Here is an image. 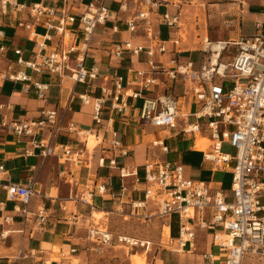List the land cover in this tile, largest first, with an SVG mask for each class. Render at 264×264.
Returning <instances> with one entry per match:
<instances>
[{"label":"built area","instance_id":"2783aa9c","mask_svg":"<svg viewBox=\"0 0 264 264\" xmlns=\"http://www.w3.org/2000/svg\"><path fill=\"white\" fill-rule=\"evenodd\" d=\"M47 0H37L26 3L19 0H0L1 17L17 15L15 27L25 29L27 37L37 48L30 58H25L21 48L11 49L15 55L14 61L8 62L7 68L0 74V79L28 82L43 97V90L47 84L32 80L23 69H16L13 65L22 66L36 73L48 72L59 78L68 77L74 83L91 85L94 80L101 79L98 86L99 95L91 96L84 92L77 95L82 104H92V120L95 126L108 127L113 122L112 114L126 115L129 106L128 98L142 99L138 113L139 120L166 128L175 127L176 120L181 116L184 125L181 133L199 135L205 132L208 137L210 151L205 158L213 162L215 167L231 170V200H227L224 193L214 190L210 184L201 180L185 177L184 167L178 161L167 159L148 161L143 165V182L147 184L144 190L145 199L157 201V215L166 222L171 214H176L179 221L178 242L180 246L188 243L193 246L195 231L190 221L206 210H211L209 224L221 226L223 232L212 235V244L224 252L223 260L218 264H242L245 256H257L264 262V20H257L254 24L256 32L252 35H238L233 39L202 41L205 60L194 68L193 61L181 62L177 56L167 60H157L156 55L167 51L165 40L153 32L152 14L157 12L162 2L170 0H120L118 11H126L132 5L134 13L121 20L118 14L111 13L105 4L106 0H89L85 10L80 15L68 13L65 5L68 0H60L61 12L56 14L57 7L48 5ZM243 6L244 0H228ZM175 14L168 10L160 15V23L169 29L179 31L181 11ZM43 16H46L42 20ZM107 19L122 21L125 30L135 33L139 29L151 41L150 45L134 43L130 38L124 39L109 49L110 58L121 61L125 54L147 56V67L135 69L129 67V76L125 79L116 73L100 72L98 65H86L84 52L90 46L91 39L98 24ZM78 22L81 37L80 47L72 44L69 25ZM41 22L44 27L54 30V45L46 48L43 41L37 40L34 23ZM118 32L119 25L111 27ZM48 39L51 35L46 34ZM181 36L177 34L171 43L179 47ZM10 49L0 46V55ZM232 51V52H231ZM179 51H177L178 53ZM228 52L229 62L222 61L224 53ZM216 53L217 61L212 62ZM75 56L73 57V55ZM180 81L184 88V95L193 98L196 109L192 113L180 114L178 97L169 92L170 83ZM2 108V107H1ZM104 110L109 115L104 118ZM112 113V114H111ZM111 114V115H110ZM192 116L195 120L188 121ZM0 127L17 136H39L35 145L40 154L47 156L60 151L59 158L77 165L84 161L87 148L84 146L76 150L69 144L62 143L58 136L62 133H75L86 136L89 132L79 129L72 120H65L57 107H49L46 103L37 110L31 118L0 119ZM207 132V133H206ZM224 143L235 149L233 155L223 152ZM112 149L119 147L116 139L109 141ZM152 147L159 146L164 153L168 152L163 140H154ZM126 155L127 152L120 150ZM99 166L117 167L120 178H126L134 173L126 166H118L115 156L103 155L98 159ZM3 166L0 165V185ZM136 180H138L136 178ZM6 197L27 204L36 193L33 182L18 184L8 182L4 185ZM125 189V186H122ZM105 190L104 184L98 186V191ZM83 201H85L83 199ZM145 201L133 203L141 207ZM192 211L190 216L188 213ZM23 222L33 219L38 224L45 222L44 208L39 207L35 212L25 207L18 208ZM11 216L6 215L4 221ZM198 226L204 228L206 221L199 220ZM6 231L3 233L5 234ZM183 233L187 236L182 239ZM220 234L225 235L220 238ZM87 238L97 244L109 243L113 239L107 228L89 227ZM117 241L130 246H144L149 242H139L133 238L117 236ZM70 248L69 252H74ZM34 253H30V256ZM27 255H22L25 257ZM203 258L213 264L212 253L205 252Z\"/></svg>","mask_w":264,"mask_h":264},{"label":"crops","instance_id":"0c3cea01","mask_svg":"<svg viewBox=\"0 0 264 264\" xmlns=\"http://www.w3.org/2000/svg\"><path fill=\"white\" fill-rule=\"evenodd\" d=\"M26 3L37 0H19ZM89 0H68L65 10L75 16L85 10ZM184 0H170L162 2L157 12L152 14L153 32L159 38L166 41L167 51L156 55V59L167 60L171 56L183 62L192 60V55L202 52L205 60V53L202 47H190L191 40H179V47L173 45L171 40L179 34V31L169 29L160 23L159 15L168 10L175 14L184 8ZM245 4L236 8V3L227 2L222 5L226 12H229L226 23H235L237 32L221 39H233L238 35H252L243 32V24L247 20H264V0H244ZM48 5L57 7L56 14L61 12L60 0H47ZM111 13L118 14V19H125L134 13L132 5L126 11H118L120 0H106L105 4ZM249 6V8H246ZM251 7H259L260 12L251 11ZM17 15L1 17L0 25V46L5 45L10 50L0 55V74L7 68L8 62L14 61L15 55L11 49L19 47L25 58H30L37 48L32 40L27 37L25 29L15 27ZM46 16H43L44 20ZM119 25L118 32H113L111 27ZM69 32L72 36V44L76 47L81 45V37L78 22L69 25ZM166 27L163 32L162 28ZM34 31L37 33V40L43 41L46 48L54 45V30H47L41 22L34 23ZM46 34L51 35L48 39ZM130 38L134 43L150 45L151 41L145 36L142 30L129 33L125 30L122 21L107 19L103 24H98L91 39L90 46L84 52L86 65L96 63L100 72H110L121 75L125 79L129 76V67L140 69L147 67V56L145 53L139 55L125 54L121 61L114 60L109 56V49L120 41ZM207 38V37H206ZM220 37L210 40H218ZM177 51H179L177 53ZM75 54L73 55V57ZM184 56L185 59L181 60ZM195 65L194 68H199ZM16 69H23L29 73L32 80L47 84L48 88L43 90V97L28 82L11 81L0 79V119L31 118L35 116L38 109L47 105L57 107L65 120L74 121L79 129L90 131L86 142L88 149L98 148L93 152L88 149L85 152L84 161L73 165L69 161L59 158L60 151L47 156L40 154V148L35 145L39 136H17L7 132L0 127V165L3 166L0 185V264H97L98 253L101 248L94 247L87 238L89 227L104 228L103 225H93L92 213H104L106 219L112 223L115 219L131 218L145 219L152 212H149V200L144 198V190L147 184L143 182V165L148 161L170 160L178 161L184 167V175L187 178L208 182L212 189L220 190L231 200V181L227 183L225 177L231 174L230 167H215L213 162L205 158L211 149L206 148L209 141L205 132L197 135L183 134L181 128L184 125L180 117L177 118L175 127L166 128L145 123L138 118L142 104L140 97L128 98L129 106L126 115H113V122L104 128L95 126L92 120V104H82L77 98L78 94L87 92L91 96L99 95L98 86L101 79H96L91 85L74 83L70 78H59L48 72L36 73L28 68L13 65ZM169 92L178 97L180 103V114L192 113L196 104L188 95H184V88L180 81L170 83ZM2 107V108H1ZM110 114V115H111ZM106 118L109 115L107 110L102 113ZM195 119L190 116L188 121ZM207 133V132H206ZM116 139L120 142L119 147L112 149L109 141ZM163 140L168 147L164 153L160 147H152L150 143L154 140ZM62 143L69 144L74 150L84 146V141L75 133H62L58 136ZM120 150L126 151L123 155ZM90 152V153H89ZM103 155L115 156L118 166H126L134 173L126 178H120L117 167L99 166L98 159ZM136 178L138 180H136ZM33 182L36 193L27 204L17 200H10L6 197L4 185L8 182L27 184ZM104 184L105 190L98 191V186ZM125 189H122V186ZM83 199L85 201H83ZM141 207L133 206V203L143 202ZM25 207L35 212L43 207L45 222L38 224L33 219L23 222V217L18 208ZM157 213V209H155ZM6 215L11 216L9 221H4ZM171 214L167 221V234L169 243L163 246L158 264H210L203 258L205 252L212 253L213 264L220 263L224 258V252L212 244V235L216 232H223L221 226L209 224L211 210L203 214H197L190 221L195 238L192 247L188 243L180 246L178 242L179 230L173 229V216ZM177 216V215H176ZM204 220L207 226L200 228L199 220ZM111 226V225H110ZM106 228V227H105ZM6 231L5 234H3ZM117 232V231H115ZM113 235V232H111ZM116 235V234H115ZM221 235V234H220ZM117 236L113 235L112 241L103 245H111L116 242ZM220 237V236H219ZM221 238V237H220ZM115 246V244H114ZM75 248L74 252H69ZM34 255L30 256V253ZM22 255H27L22 257ZM156 262V261H155ZM242 264H257L251 259L244 257ZM264 264V263H263Z\"/></svg>","mask_w":264,"mask_h":264},{"label":"rangeland","instance_id":"374dc122","mask_svg":"<svg viewBox=\"0 0 264 264\" xmlns=\"http://www.w3.org/2000/svg\"><path fill=\"white\" fill-rule=\"evenodd\" d=\"M184 8L181 11L180 16V28L179 35L182 39H189L190 47H202V41L207 37L208 39H214L220 37L225 38L230 35H234L237 30V25L235 23H226L224 20L230 18L228 16L229 12L222 9V5L217 4H227L228 0H184ZM108 3H106V6ZM238 6L236 5V8ZM246 8H249L247 6ZM251 11L260 12L259 7H251ZM231 11V9H230ZM257 19H249L243 24V32L245 33H255V22ZM163 32L166 31V27L162 28ZM232 52V51H231ZM228 52L224 53L222 61L229 62L231 59L227 57ZM203 53L198 52L192 55V60L195 65H199L203 60ZM185 57L182 56L181 60ZM80 137V136H79ZM200 136L197 135L196 138ZM81 138V137H80ZM210 141H208L206 148L209 147ZM98 148V144L93 149H88L93 152ZM222 151L233 155L235 149L229 144L224 143L222 146ZM89 152V153H90ZM225 181L229 183L231 181V175L228 174L225 177ZM231 199V198H230ZM149 200V212H152L145 219H131V218H121L115 219L110 223L109 219H106L104 213L96 215L93 211L92 222L93 225H103L110 232H113L114 236H125L127 238H133L139 242H149L144 244V246L136 245L130 246L125 242H113L111 245H103L90 242L94 247L101 248L102 251L98 253L97 264H158L160 258L157 257L158 253L161 252L163 246H166L170 237L167 234L166 227L167 222L157 215V201L153 199ZM173 229H179V221L176 215L173 216L172 220ZM111 225V226H110ZM117 231V232H115ZM116 234V235H115ZM115 244V246H114ZM246 262L248 261V256H245ZM251 259L254 263L263 264L264 262L259 260L257 256H252ZM156 261V262H155Z\"/></svg>","mask_w":264,"mask_h":264},{"label":"bare ground","instance_id":"6f19581e","mask_svg":"<svg viewBox=\"0 0 264 264\" xmlns=\"http://www.w3.org/2000/svg\"><path fill=\"white\" fill-rule=\"evenodd\" d=\"M216 53H215V55L212 57V62L214 63L215 61H217V58H216ZM91 134V132L89 131V132H87L86 133V136H83V135H81V139L84 141V140H86L87 139V137L89 136ZM190 216L192 215V211L190 210V212L188 213ZM96 215H98V213H96ZM225 235H223V234H221L220 235V237L221 238H223ZM187 238V236L185 235V233H183V236H182V239L184 240V239H186Z\"/></svg>","mask_w":264,"mask_h":264}]
</instances>
